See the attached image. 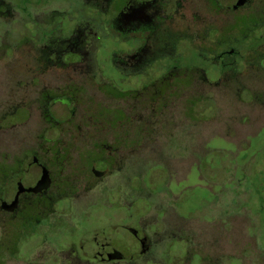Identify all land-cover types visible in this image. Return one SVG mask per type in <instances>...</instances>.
Masks as SVG:
<instances>
[{"label":"flooded vegetation","instance_id":"af4514ba","mask_svg":"<svg viewBox=\"0 0 264 264\" xmlns=\"http://www.w3.org/2000/svg\"><path fill=\"white\" fill-rule=\"evenodd\" d=\"M18 14L42 16L21 40L29 45L22 57L14 56ZM219 95L255 96L264 109V0H0V142L11 145L0 151V216L10 220L0 248L10 230L14 256L36 237L75 236L62 264L124 263L127 236L138 257L167 256L180 233L189 246L171 187L191 175L189 163L179 168L190 148L185 156L177 147L191 139L176 129L209 120ZM162 191L173 197L167 237L157 228L167 209L142 226V211L131 213ZM116 211L122 248L92 233L104 224L101 236L112 234Z\"/></svg>","mask_w":264,"mask_h":264},{"label":"rangeland","instance_id":"374dc122","mask_svg":"<svg viewBox=\"0 0 264 264\" xmlns=\"http://www.w3.org/2000/svg\"><path fill=\"white\" fill-rule=\"evenodd\" d=\"M41 19L42 16L14 15V56L28 55L29 45L26 40H21L27 36V32H31L33 21L41 23ZM19 42L21 45L17 47ZM106 45V42L100 43V53ZM105 70L100 68L102 72ZM17 71L23 70H17L14 65V72ZM244 83L245 86L251 85L250 82ZM211 99L209 120L203 122L201 117H196L200 121H195L193 126L176 129L179 137L188 141L191 139V142L177 146L178 152L185 156L187 147L190 148L189 160H179V168L187 169L189 163L191 175L185 182L171 187L179 198L177 213L180 219L177 223L191 233L190 245L186 234L180 233L183 243L175 246L167 256L153 253L138 257L133 256L136 248L127 236L123 240L131 258L121 264H264V109L256 102L255 96L246 101L236 95L211 96ZM97 114L90 113L88 117L99 122ZM38 129L40 126L35 125V130ZM81 133L89 134L90 129L82 128ZM137 133L138 129L132 127L131 137ZM9 143L0 142V151L11 150ZM163 151L171 153L176 149ZM140 163V160L132 159V175H140ZM197 173L200 174L196 176ZM183 178L180 174L174 177L173 182L177 184ZM186 185L190 186L188 190L184 189ZM154 186L160 188L158 183H154ZM135 196L139 199L142 193ZM170 198L173 197L165 191L158 192L147 200L150 202L147 210L143 209V202H137L131 213L142 211L140 215L144 220L136 225L142 226L145 221L167 209L163 218L157 220L159 236L167 237L170 233L169 223L172 222V214L167 207ZM121 216V211H116L112 216V234L101 236V228L106 227L104 224H100L92 233H96L100 241L106 237L115 238V245L122 248L121 238H117L123 232ZM8 221L0 216V241ZM129 226L135 227L134 219ZM9 232L12 233L11 230ZM84 232L76 229L74 235ZM10 233L6 245H9L7 242L11 243V247H7L11 249L7 251L6 245L1 246L0 264H62L68 256L60 251L69 247L75 238L70 237L68 232L66 235L60 234L56 240L55 235H50V240H45L44 244L42 238L36 237L28 245L29 250L21 249L14 256V237Z\"/></svg>","mask_w":264,"mask_h":264},{"label":"water","instance_id":"95a60500","mask_svg":"<svg viewBox=\"0 0 264 264\" xmlns=\"http://www.w3.org/2000/svg\"><path fill=\"white\" fill-rule=\"evenodd\" d=\"M13 205V204H12Z\"/></svg>","mask_w":264,"mask_h":264}]
</instances>
